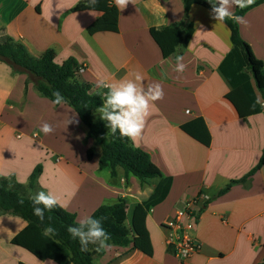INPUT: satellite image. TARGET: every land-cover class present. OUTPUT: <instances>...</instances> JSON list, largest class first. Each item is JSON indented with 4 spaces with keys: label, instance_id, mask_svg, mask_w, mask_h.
<instances>
[{
    "label": "crops",
    "instance_id": "1",
    "mask_svg": "<svg viewBox=\"0 0 264 264\" xmlns=\"http://www.w3.org/2000/svg\"><path fill=\"white\" fill-rule=\"evenodd\" d=\"M79 1L0 0V34L23 44L34 57L52 49L58 65L74 58L77 68H83L75 78L90 84L91 93L108 91L97 87L99 81L115 84L134 79L132 74L137 71L144 77L145 88L159 83L163 99L150 107L141 138L137 143L130 140V144L149 155L161 176L141 185L131 174L126 179L119 166L115 175L99 169L100 147L88 137V128L72 107L53 104L36 91L33 78L0 60V177H13L24 186L26 197L51 190L67 204L62 208L74 214L77 222L98 207L123 198L129 206L128 225L132 205L146 201L156 187L163 192V199L144 220L151 255L112 245L102 255L94 256V264H179L166 244L162 224L200 192H205L209 200L198 208L195 237L201 246L190 264L262 262L264 108L258 104L259 112L241 117L226 98L234 91L220 68L232 49L226 25L213 20L206 8L191 5L188 20L193 31L187 45L163 57L149 28L182 22V0H133L125 10L117 9V31L92 34L87 28L102 13L71 11ZM107 2L114 5V0ZM235 8L231 9L233 13ZM242 17L247 25L238 24L240 37L264 62V2ZM176 55H182L187 65L182 74L174 71ZM229 65L234 68L235 61ZM240 73L248 80L237 77L235 88L241 90L248 85L256 100L259 97L264 103L250 72L242 68ZM240 90L239 103L247 97ZM73 115L78 123L68 124ZM93 118L103 121L96 110ZM45 122L53 127L51 134L40 130ZM184 124L191 134L181 129ZM89 149L93 150L91 155ZM259 163L244 182H237ZM38 164L41 172L35 185L29 187L30 175ZM25 226L18 216L0 214V264H57L49 258L38 259L11 243Z\"/></svg>",
    "mask_w": 264,
    "mask_h": 264
},
{
    "label": "trees",
    "instance_id": "2",
    "mask_svg": "<svg viewBox=\"0 0 264 264\" xmlns=\"http://www.w3.org/2000/svg\"><path fill=\"white\" fill-rule=\"evenodd\" d=\"M182 1L184 8V20L182 22L162 28H149V34L159 47L163 57L171 55L178 47L182 48L187 45L193 31L192 24L188 20L190 6L193 4L200 5L209 12L212 7L208 0ZM262 2L264 0H255L254 4L244 9L236 7L234 14L241 16L248 9ZM85 3L86 0H80L71 11L89 10L85 8ZM213 3H215L214 0ZM92 10L100 11L102 14L88 26L89 34L103 30L117 31L118 11L114 5L108 4L107 0H99ZM223 23L229 30L232 49L226 55L220 68L229 82L234 85V91L226 94V98L233 104L238 115L245 117L259 112L260 107L258 104L254 109L251 107L256 102L252 89L248 85L241 90L235 88L237 82L235 80L237 77L245 79V81L248 80L245 74L240 73L242 68L247 69L256 88L264 97V62L254 56L249 45L240 37L237 23L231 19H226ZM0 60L8 63L14 71L20 74L26 73L28 77L33 78L36 91L52 103L54 90H58L65 97L66 104L72 107L79 119L88 128V137L92 138L95 144L100 147L99 169H106L110 175H115V168L119 166L124 170L126 179L131 174L140 181L141 185H149L153 179L161 176L160 170L146 152L133 147L130 140L121 137L119 132L115 135L111 134L110 129L106 126L107 122L94 121L93 112L102 106L104 94L91 93L92 86L90 84L80 82L75 78L77 65L74 58L70 57L58 65L54 62L52 49L34 57L23 44L14 41L5 34H0ZM232 61H235L236 64L234 68L229 65ZM239 90L242 92L241 95L243 92L247 95V97L241 98L242 102L240 103L237 101ZM241 105H245V107H241ZM181 129L191 134L187 124L182 125ZM196 137L199 141H204V144H208L207 140H201L199 136ZM92 151L89 149L88 155H91ZM259 165L260 163L237 182H244ZM40 172L41 165L38 164L30 175L29 187L35 185V180ZM229 186H226L221 192L226 191ZM24 189V186L17 183L13 177H0V214L10 213L26 222V226L12 238L11 243L26 249L41 260L49 258L57 264H94V256L102 255L104 250L96 252L94 251L95 246L90 245L87 252L81 251L79 240L73 239L67 231L69 226H78L74 214L56 206L51 211L45 210V218L41 222L38 217L33 215L32 201L25 196ZM164 195L156 187L146 201L132 205L128 225H126V219L129 206L123 198H119L113 205L98 207L90 216L96 219L102 218L103 227L111 236L109 241L111 245L131 247L151 255L152 248L144 220L147 212L160 202ZM21 200L23 203L20 202ZM48 226L54 228L55 233L46 237L42 233ZM258 264H264V260Z\"/></svg>",
    "mask_w": 264,
    "mask_h": 264
},
{
    "label": "clouds",
    "instance_id": "3",
    "mask_svg": "<svg viewBox=\"0 0 264 264\" xmlns=\"http://www.w3.org/2000/svg\"><path fill=\"white\" fill-rule=\"evenodd\" d=\"M98 2L99 0H86L85 8L92 10ZM208 2L212 5L210 17L213 20L224 22L226 19H231L237 24L247 25L244 17L235 15L231 9L233 7L240 9L250 7L255 3V0H215V3L213 0H208ZM129 3H133V0H114L115 7L120 11L125 10ZM175 59L174 71L182 74L187 67L183 63L184 58L182 55H176ZM132 75L134 79L125 78L115 84H108L104 81L98 82V88H107L108 91L104 93L103 104L96 109V112L99 113L101 120L107 122L106 126L110 129L111 134L115 135L119 132L121 137H126L133 143H137L141 138L146 119L150 115V107L154 105L155 101L163 99L164 93L159 83L148 85L145 88L143 85L144 77L139 71ZM52 95L54 97L53 104L63 105L67 103L65 97L58 90H54ZM257 104L264 108V103L260 102L259 97L251 107L254 109ZM69 123H78L75 115L68 120ZM40 130L45 135L54 131L47 122L41 125ZM29 198L33 204V215L38 217L41 222L45 218V210L51 211L56 206H67L51 190L47 192L38 191L35 194L30 193ZM20 202L23 203V200ZM67 231L73 239L79 240L82 252H87L89 245L95 246L94 251L96 252L107 251L112 247L109 243L111 236L103 227L102 218L96 219L86 216L78 222V226H69ZM54 233L55 229L48 226L42 235L47 237Z\"/></svg>",
    "mask_w": 264,
    "mask_h": 264
},
{
    "label": "built area",
    "instance_id": "4",
    "mask_svg": "<svg viewBox=\"0 0 264 264\" xmlns=\"http://www.w3.org/2000/svg\"><path fill=\"white\" fill-rule=\"evenodd\" d=\"M82 69L77 68L75 73ZM208 200L209 196L205 192L198 193L162 224L167 233L166 244L172 249L179 264H190V259L200 250L201 245L195 237L196 222L199 218L198 208Z\"/></svg>",
    "mask_w": 264,
    "mask_h": 264
},
{
    "label": "rangeland",
    "instance_id": "5",
    "mask_svg": "<svg viewBox=\"0 0 264 264\" xmlns=\"http://www.w3.org/2000/svg\"><path fill=\"white\" fill-rule=\"evenodd\" d=\"M236 9V8H235ZM235 12V11H234ZM246 13V12H245ZM242 16V15H241ZM90 246V245H89Z\"/></svg>",
    "mask_w": 264,
    "mask_h": 264
}]
</instances>
